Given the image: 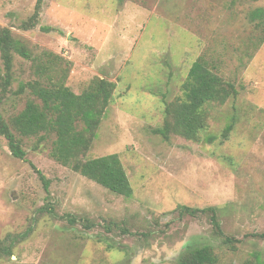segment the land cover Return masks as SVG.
<instances>
[{
  "label": "rangeland",
  "instance_id": "rangeland-1",
  "mask_svg": "<svg viewBox=\"0 0 264 264\" xmlns=\"http://www.w3.org/2000/svg\"><path fill=\"white\" fill-rule=\"evenodd\" d=\"M40 1L39 23L23 30ZM257 7L264 0H0V29L69 62L76 94L96 78L116 83L86 158L118 154L133 188L131 198L110 192L54 161L37 138L23 139L26 160L17 159L0 136V264H176L201 245L214 247L218 264L253 262L256 253L264 261V239L254 237L264 233V43L253 52L261 34L249 21ZM200 56L239 95L208 108L201 142L165 140L154 130ZM4 72L0 57V110L9 119L31 98L20 89L33 78L31 62L15 57L6 93ZM180 206L220 208L237 249Z\"/></svg>",
  "mask_w": 264,
  "mask_h": 264
},
{
  "label": "trees",
  "instance_id": "trees-1",
  "mask_svg": "<svg viewBox=\"0 0 264 264\" xmlns=\"http://www.w3.org/2000/svg\"><path fill=\"white\" fill-rule=\"evenodd\" d=\"M257 1V0H254ZM41 1L31 18L22 24L23 30H31L39 23ZM249 21L261 35L251 39L253 52L264 43V7H257L249 13ZM50 33L51 28L42 27ZM253 54V53H252ZM31 62L33 78L21 86L31 98L24 110L5 119L0 110V136L4 137L13 156L26 160L23 139L37 138L39 144L51 145L50 157L60 165L95 182L110 192L131 198L133 188L118 154L87 159L96 134L116 93V83L105 78L93 79L80 94L68 85L69 62L47 51L36 54L23 41L14 36L8 28L0 29V57L4 67L2 92L6 93L12 83L15 57ZM72 69V63H71ZM183 97L166 105L164 124L154 130L155 134L170 140L172 135L186 140L201 142L202 133L209 127V107L223 106L239 95L235 83L226 80L218 72L212 60L200 56L192 65L182 85ZM2 100L0 98V109ZM234 125L227 126L222 138L227 140ZM214 138H210L212 142ZM34 167V166H33ZM49 191V181L37 170ZM181 216L207 217L215 236L221 238L227 247L237 249V241L225 236L220 219L221 209H203L180 206ZM76 223V219H70ZM87 229L94 227L86 221ZM108 229V228H107ZM112 229V228H110ZM254 237L264 239L263 234ZM105 239H101L104 241ZM105 242V241H104ZM219 258L212 245L192 246L181 254L176 264H218ZM264 264L262 255L256 253L253 262Z\"/></svg>",
  "mask_w": 264,
  "mask_h": 264
}]
</instances>
